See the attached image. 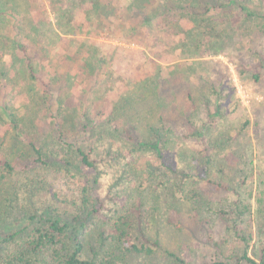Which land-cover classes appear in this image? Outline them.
<instances>
[{"label":"rangeland","instance_id":"374dc122","mask_svg":"<svg viewBox=\"0 0 264 264\" xmlns=\"http://www.w3.org/2000/svg\"><path fill=\"white\" fill-rule=\"evenodd\" d=\"M21 45L49 93L28 77ZM0 57V106L18 124L15 130L0 118V160L15 167L0 168V210L8 219H0V235H32L27 217L48 206L65 219L75 214L77 158L56 142L55 111L70 141L97 161L106 197V209L83 238L84 258L259 263L264 0H0ZM123 128L150 142L159 131L161 156L120 135ZM19 132L46 155L64 151L71 168L50 162L29 168L33 155ZM164 165L174 173L163 172ZM137 202L142 214L129 234L150 255L126 253L99 237L115 211ZM10 253L0 252V264H8Z\"/></svg>","mask_w":264,"mask_h":264},{"label":"trees","instance_id":"16d2710c","mask_svg":"<svg viewBox=\"0 0 264 264\" xmlns=\"http://www.w3.org/2000/svg\"><path fill=\"white\" fill-rule=\"evenodd\" d=\"M20 52H22L26 58V66L28 69V77L38 82L44 91H48L49 82L42 76L37 75L30 59V55L27 52V48L22 45L19 47ZM1 58V57H0ZM1 62V60H0ZM216 92V91H215ZM218 97L219 93L216 92ZM217 97V98H218ZM219 106V105H218ZM216 106L215 112H219V107ZM52 118L57 121L55 129L58 132L56 142L64 147L73 151L77 163L75 167L80 175L79 184L75 186L74 192L76 191V201H79L75 214L71 217L65 219L56 209L48 206L41 210V213H32L27 217V228H33L32 235L22 236L21 231L12 232L10 234L3 233L0 235V252L4 248H11L10 256H8V264H45L44 259H50L52 264H97L94 259L88 260L84 258V243L83 238L88 232L91 224V220L96 217H101L103 211L106 209V197L102 196L101 182H100V170L98 163L93 159L90 152H87L81 145L70 141L66 131H64L63 124L59 120V117L55 115V111H50ZM208 118H213L214 113L208 110ZM0 118L3 122L8 123L9 127L18 130V124L16 123L15 116L10 112L7 106H0ZM95 127L94 124H92ZM120 135H128L127 139L133 142L138 148H143L155 152L159 157L161 156V143L163 138L159 137L157 134L159 131L156 130L157 139L150 142L140 136L137 132H132L131 129L123 128L118 130ZM169 128L165 130L163 136L166 135ZM21 138H24L26 143L30 146L33 155V161L28 165L31 167H41L48 166V162L51 165L60 166L64 168L66 166L67 170L71 168L72 161L70 156L66 155L64 151L57 150L53 151L52 154H44L43 149L27 135L23 133H18ZM135 134V135H134ZM6 136H3V141ZM46 158V160H45ZM47 161V162H46ZM0 168L5 169L8 173L14 170V165L8 161L0 160ZM163 172L174 173L168 165H164L162 168ZM184 176H188L187 174ZM4 175L0 177V180L4 179ZM14 190L13 197L16 199V191L18 190L15 185L11 186ZM23 187V185H21ZM59 197V195H57ZM140 201V200H139ZM8 211H12V206L7 207ZM130 209V211H129ZM120 211H115V219L110 221V228L108 233L100 232L101 243L106 241L116 242L126 253H138V254H153L152 249L145 248L143 246L139 247L132 242L129 230L131 229L134 222L133 218L141 217L142 205L137 202L131 208ZM3 210H0V219H3L5 223L7 219V214H3ZM173 220V219H172ZM4 235V236H3ZM264 236V235H263ZM24 239H21L23 238ZM248 264H257L248 258H245ZM181 263L183 261H180ZM183 264H185L183 262ZM224 264V263H219ZM258 264H264V241L263 246L260 250V261Z\"/></svg>","mask_w":264,"mask_h":264}]
</instances>
